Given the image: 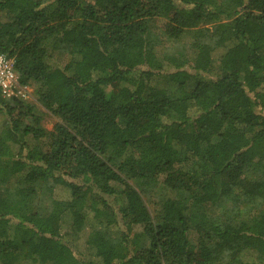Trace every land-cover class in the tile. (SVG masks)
<instances>
[{
	"label": "trees",
	"instance_id": "obj_1",
	"mask_svg": "<svg viewBox=\"0 0 264 264\" xmlns=\"http://www.w3.org/2000/svg\"><path fill=\"white\" fill-rule=\"evenodd\" d=\"M0 54L58 118L0 92V264H264V0H0Z\"/></svg>",
	"mask_w": 264,
	"mask_h": 264
},
{
	"label": "rangeland",
	"instance_id": "obj_2",
	"mask_svg": "<svg viewBox=\"0 0 264 264\" xmlns=\"http://www.w3.org/2000/svg\"><path fill=\"white\" fill-rule=\"evenodd\" d=\"M2 18L4 20L10 18L5 12L2 13ZM203 27H207L212 29V25L210 23L203 24ZM190 36V34H188ZM192 38V35L190 36ZM188 37V38H190ZM187 41V39H186ZM58 51H54L52 53V57L49 59L48 64L49 66H55L58 62H65L68 59L67 54L65 53H57ZM32 92H31V97L27 99V103L32 104L34 107L35 113L40 117V123L41 125L46 128L47 130H51L54 126V124L58 121V118L51 114L48 110H46L37 100V97L34 94V90L38 87L36 83L33 82L32 85H29ZM55 195L59 198H66L68 196V190L67 189H62V188H57L55 191ZM46 197V195H45ZM151 212L153 215L158 213L160 207L157 203V199L155 195L153 196L149 195L145 198ZM49 199L46 197V199L43 202H35L34 206L37 207L41 212H45L48 209V201ZM61 232L64 234L66 239L69 240H74L76 239L74 237V232L72 227L68 224L65 223L62 225ZM83 241H84V235L81 234L80 239L78 240V246L83 247Z\"/></svg>",
	"mask_w": 264,
	"mask_h": 264
},
{
	"label": "built area",
	"instance_id": "obj_3",
	"mask_svg": "<svg viewBox=\"0 0 264 264\" xmlns=\"http://www.w3.org/2000/svg\"><path fill=\"white\" fill-rule=\"evenodd\" d=\"M0 92L7 99L27 100L31 97V88L19 80L14 59L0 54Z\"/></svg>",
	"mask_w": 264,
	"mask_h": 264
}]
</instances>
